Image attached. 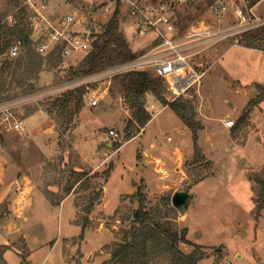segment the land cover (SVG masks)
Returning a JSON list of instances; mask_svg holds the SVG:
<instances>
[{
  "label": "rangeland",
  "instance_id": "374dc122",
  "mask_svg": "<svg viewBox=\"0 0 264 264\" xmlns=\"http://www.w3.org/2000/svg\"><path fill=\"white\" fill-rule=\"evenodd\" d=\"M131 1H137L140 8H157L175 0H121L120 33L140 56L151 51L158 38L144 27L143 16ZM219 1L189 0L172 6L169 15L179 36L232 27L237 24L235 10L252 9L255 2L262 4L257 16L252 11V17L264 19V0H226L230 12L221 17L214 13ZM31 3L0 0L3 24H14L16 4L31 16L35 39L50 26L57 27L61 18H76L71 30L83 47L70 57L62 55V62L54 67L62 47L52 44L42 56L53 55L52 64L44 62L36 82L37 91L66 85L100 42L119 2ZM263 30L250 32L239 46L226 40L198 56L195 63L202 78L189 90L179 88L183 76L163 79L168 102L180 97L178 103L189 107L188 118L198 128L196 142L193 132L170 108L148 96L146 109L153 119L125 143L132 112L122 79L118 80L122 77L88 81L93 86L89 92L96 93L91 100L100 103L87 110L84 102L69 127V114L49 112L59 96L14 105L11 113L18 120L41 113L33 117V123H46L36 133L33 124L30 128L25 123L27 132L0 127V245L9 248L4 250L3 264H112L114 250L132 228L133 214L139 208L135 197L139 187L144 189L149 208L162 217L169 213L168 205L173 207L176 193L190 192L189 205L168 217L178 230H187V240L193 246L181 244L180 249L186 255L203 254L200 264H264V208H259L264 195V101L258 102L259 85L264 86V53L246 48ZM259 51L264 52V44ZM8 82L7 86L0 82V105L26 91L11 86V78ZM1 118L5 115L0 110ZM229 121L234 122L231 129L225 125ZM110 131L119 137L110 136ZM40 140L45 143L40 145ZM119 145L122 147L117 150ZM77 146H82L85 161ZM102 158L105 165L93 172L92 167ZM111 166L106 179L103 174ZM75 170L88 174L89 180L76 183ZM34 187L37 189L30 193ZM102 188L106 193L88 214L91 201ZM71 193L73 199L62 203ZM152 264L170 262L162 256Z\"/></svg>",
  "mask_w": 264,
  "mask_h": 264
},
{
  "label": "trees",
  "instance_id": "16d2710c",
  "mask_svg": "<svg viewBox=\"0 0 264 264\" xmlns=\"http://www.w3.org/2000/svg\"><path fill=\"white\" fill-rule=\"evenodd\" d=\"M119 7L110 22L105 27L100 42L94 44L93 50L81 62L74 80L86 78L93 74L108 70L123 63L130 62L137 57L133 52L125 36L120 33L121 20V0H118ZM258 2L253 4L256 6ZM18 13L15 16L13 25L3 24L0 19V56L5 55L13 44L17 41L22 42L23 48L20 56L14 60H5L0 69V82L2 85H8V79L11 78V86H17L19 89H25L23 94H15L7 101L15 100L19 97L27 96L37 92L36 82L40 80V74L43 72L44 62L52 64L53 55L42 57L36 51L33 36V24L31 16L25 8H20L16 4ZM247 35L242 39L245 40ZM264 44V30L255 38L246 43V48L252 50H261ZM56 57L57 67L62 62L63 47L59 49ZM123 92L126 93V103L132 112V118L126 127L125 143L137 137L152 121V116L146 109L147 97H154L157 102L164 107L170 108L183 123L193 132L194 141H197V126L188 118L189 107L185 104L180 105L177 99L175 102H168L166 98L167 90L162 83L163 79L153 78L147 72L130 73L121 76ZM77 78V79H76ZM261 95L258 102L264 101V86L259 85ZM86 88H79L69 91L63 96L57 98L51 105L49 112L55 110L64 111L69 114L68 127L72 125L74 119L81 113L84 107V98L87 94ZM122 145L117 147L119 150ZM113 170L111 166L104 177L108 179ZM76 183L82 185L89 180L86 173L74 174ZM95 178H98L96 175ZM104 194V188L96 193L88 208V214L94 209V203L101 200ZM136 199L139 208L133 214V224L130 232L119 244L112 254V264H152L162 256H167L170 264H200L204 255L194 252L186 255L181 249V244L191 245L187 240V230H178L174 223L169 220L168 215L177 213L171 205H168L169 213L164 217L156 214V211L150 209L144 189H137ZM259 208H264V195L259 202ZM88 222V220H87ZM7 246L0 245V264L4 263V250Z\"/></svg>",
  "mask_w": 264,
  "mask_h": 264
},
{
  "label": "built area",
  "instance_id": "2783aa9c",
  "mask_svg": "<svg viewBox=\"0 0 264 264\" xmlns=\"http://www.w3.org/2000/svg\"><path fill=\"white\" fill-rule=\"evenodd\" d=\"M189 0H175L168 4H161L157 8L150 5H145L140 8L138 2H130V5L143 16V25L146 29L153 32L157 38V45L149 52L137 56L134 60L115 66L108 70L93 74L86 78L74 80L66 85H61L49 90L37 91L27 96L19 97L15 100H10L0 105V110L5 115V118L0 119V127L6 129H15L16 131H24L23 119H17L12 116L11 109L14 105L20 102H27L30 100L47 99L53 96H63L69 91H74L79 88H86L87 94L84 102L91 108H96L100 100H91L93 95L96 98L95 92L91 91V85L88 81L99 82L100 80L116 79L123 75L136 72H153L162 79L177 78L183 76L179 82V88L182 90H189L193 85L200 82L202 76L199 74L198 65H196V58L206 52L216 44L233 40L236 46H239L244 36L250 32L264 29V19L252 17V9L244 11L243 9H236L237 24L227 29L204 30L188 32L183 36H179L173 17L169 15V9L176 3H187ZM250 1V0H244ZM32 0H29L31 5ZM46 5H44V8ZM230 8L226 0L219 1L214 9L217 16H226L229 14ZM109 12V10H107ZM76 18L74 16H66L61 18L57 27L50 26V30L43 34L40 38L35 39V34L32 36L35 42L36 51L43 56L54 45H61L63 47L62 55L64 58L72 56L79 51L82 46V41L71 28L75 25ZM36 32V29H35ZM23 44L17 41L9 49V51L0 56V69L5 60H14L18 58L22 52ZM178 95L176 91H173ZM13 107V108H12ZM153 108V106H152ZM12 118V120H11ZM15 120V121H13ZM228 129L234 127V122L229 121L226 124ZM110 136L115 138L119 135L110 131Z\"/></svg>",
  "mask_w": 264,
  "mask_h": 264
},
{
  "label": "crops",
  "instance_id": "0c3cea01",
  "mask_svg": "<svg viewBox=\"0 0 264 264\" xmlns=\"http://www.w3.org/2000/svg\"><path fill=\"white\" fill-rule=\"evenodd\" d=\"M262 4V2L261 3H258L256 6H254L253 8H252V11H253V13L257 16V13H256V10H257V8L260 6ZM128 42H129V40H127ZM129 44H130V46H131V48H132V50H133V52L134 53H136L135 51H134V49H133V46H132V44L129 42ZM252 50V49H251ZM252 51H254V52H261V53H264L263 51H259V50H252ZM137 54V53H136ZM97 108V107H96ZM86 109L88 110V109H90V107L89 106H86ZM92 109H94V108H92ZM163 109H167V108H164L163 107ZM38 114H40L41 115V113H36V114H34V115H32V116H30V117H28L27 119H24L23 120V127H24V131H26L27 132V127H25V123H27L28 124V126H30V128H31V126H32V124L33 125H36V127H35V133L37 132V131H39V130H41V128H43L44 127V125H45V121H43V125L41 124V125H39V124H37L36 122L35 123H33V117H35V116H37ZM38 120H40V118L38 119ZM41 121V120H40ZM86 137H87V135H86ZM41 141V143H40V145L42 144V141H44V143H45V140H40ZM80 147V148H79ZM108 147H111V145L109 144L108 145ZM45 148L47 149V151H48V147L47 146H45ZM82 146H77V151H78V153L80 154V157L85 161L86 159H85V154L82 152ZM87 163V162H86ZM105 165V161H104V158H102V160L97 164V165H95L94 167H92V169L94 170L93 172H95V171H98L99 169H101L103 166ZM75 172L76 173H82L83 171L82 170H75ZM37 188L36 187H34L32 190H30V193H34V191L36 190ZM39 189V188H38ZM106 193V189H105V192H104V194ZM123 196V195H122ZM105 198V197H104ZM122 198V197H121ZM73 199V193H71V195H69V196H67L63 201H62V203L64 202V201H66V200H72ZM6 254H5V260H6ZM7 262V261H6Z\"/></svg>",
  "mask_w": 264,
  "mask_h": 264
},
{
  "label": "water",
  "instance_id": "95a60500",
  "mask_svg": "<svg viewBox=\"0 0 264 264\" xmlns=\"http://www.w3.org/2000/svg\"><path fill=\"white\" fill-rule=\"evenodd\" d=\"M190 192H178L173 196L172 205L176 210H182L189 205Z\"/></svg>",
  "mask_w": 264,
  "mask_h": 264
}]
</instances>
